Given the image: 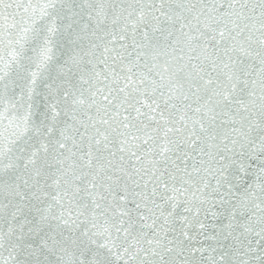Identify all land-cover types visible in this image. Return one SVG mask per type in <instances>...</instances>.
<instances>
[{
	"label": "snow or ice",
	"instance_id": "6c2138e0",
	"mask_svg": "<svg viewBox=\"0 0 264 264\" xmlns=\"http://www.w3.org/2000/svg\"><path fill=\"white\" fill-rule=\"evenodd\" d=\"M0 264H264V0H0Z\"/></svg>",
	"mask_w": 264,
	"mask_h": 264
}]
</instances>
